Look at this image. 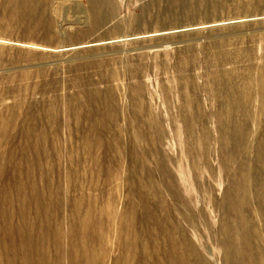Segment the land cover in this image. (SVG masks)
<instances>
[{
	"label": "rangeland",
	"instance_id": "374dc122",
	"mask_svg": "<svg viewBox=\"0 0 264 264\" xmlns=\"http://www.w3.org/2000/svg\"><path fill=\"white\" fill-rule=\"evenodd\" d=\"M262 73L264 0H0V264H264Z\"/></svg>",
	"mask_w": 264,
	"mask_h": 264
},
{
	"label": "water",
	"instance_id": "95a60500",
	"mask_svg": "<svg viewBox=\"0 0 264 264\" xmlns=\"http://www.w3.org/2000/svg\"><path fill=\"white\" fill-rule=\"evenodd\" d=\"M236 22H238V21H230V22L216 23V24L209 23V24H205V25L199 26V27H195V26L178 27V28H174V29L150 32V33H146V34H142V35L130 36V37H127V39H140V38H146V37H152V36L175 34V33L187 32V31L194 30V29L201 28V27H214V26H220L223 24H232V23H236ZM105 43H108V42H105V41L80 42V43H77L74 45L64 47L62 50L83 49V48L97 46V45L105 44ZM164 46H167V44L162 45V47H164Z\"/></svg>",
	"mask_w": 264,
	"mask_h": 264
},
{
	"label": "bare ground",
	"instance_id": "6f19581e",
	"mask_svg": "<svg viewBox=\"0 0 264 264\" xmlns=\"http://www.w3.org/2000/svg\"><path fill=\"white\" fill-rule=\"evenodd\" d=\"M262 77L264 78V73H262ZM263 82H264V80H263ZM25 246L27 247L26 252L27 251L29 252V249H30L29 242H28V244L26 242ZM24 250H25V247H24ZM22 262H23V264H49L48 261H46L42 255H36L35 258H33L31 260L29 258V256L27 254H25V256L22 258ZM180 262H181V264L183 263L182 261H180Z\"/></svg>",
	"mask_w": 264,
	"mask_h": 264
}]
</instances>
